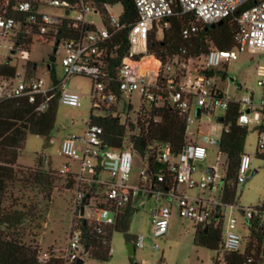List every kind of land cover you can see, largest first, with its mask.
I'll return each instance as SVG.
<instances>
[{
    "label": "built area",
    "instance_id": "obj_1",
    "mask_svg": "<svg viewBox=\"0 0 264 264\" xmlns=\"http://www.w3.org/2000/svg\"><path fill=\"white\" fill-rule=\"evenodd\" d=\"M175 1L180 13L192 18L188 27L182 30L184 39L196 32L197 23L209 26L233 18L236 26L233 46L227 50L213 48L198 55H188L181 50L179 54L163 58L150 53L147 50L148 35L152 31L157 35L169 28L176 15L174 0H131L137 15V21L131 25L122 24L120 15L117 18L105 15L108 5L102 10L95 9L90 0H0V49L12 56L18 49L27 51L26 46L40 39L51 40L53 49L55 43L57 46L60 43L63 49L60 59L63 78L59 82L52 80L46 84L25 72L22 77L0 75V103L25 101L40 114L48 108L57 92V103L78 107L79 95L65 88L70 77L78 75L89 77L93 82L89 95L91 110L101 113L92 115L93 118H116L124 125L126 117L121 120V112L133 110L129 98L136 94L139 99L136 112L150 107L169 108L182 118L185 134L193 121H207L213 117L218 122L223 114L218 116L216 112L224 113L230 104L239 106L238 126L248 125L252 110L258 111L264 122V73H258L257 86L262 92L256 104L251 97L237 100L229 96L227 85L222 88L218 84L225 78L219 68L236 60L237 53L264 52V0ZM87 14L101 17L102 26L97 29L86 21ZM123 30H126L128 48L112 74L105 66L107 58L114 57L119 47L114 40ZM5 63L11 66L5 61L0 62V66ZM128 125L132 127V124ZM221 126V133L228 131V125ZM129 133L127 135L137 134ZM102 136V128L88 119L82 133L67 135L60 146L63 157L76 164L75 171L64 166L59 172L72 183L71 208L75 213L60 256L63 264H75L84 256L81 234L76 229L80 220L93 223L97 234H102L103 229L115 225L125 209L134 212L150 200L153 202L149 209L152 239L166 233L174 203L178 216L195 227L221 220L220 242L214 257L217 264H224L226 255L242 249L239 226L247 230V222L254 219L264 223L263 204L240 211L243 219L239 222L233 216L235 205L221 203L222 166L221 174L215 168H206L199 173L198 179L194 177V162L202 161L206 155L203 146L185 137L184 144L174 154L168 145H159L155 153L159 168L152 173L146 158L139 156L131 144L122 149L110 148ZM203 140L210 142L208 136ZM256 146L259 153H264V126ZM249 165L250 157L243 153L235 176L237 186L245 182ZM133 167L137 170L134 175L131 173ZM164 182L167 188L163 190L159 184ZM180 187L183 190L180 191ZM189 189L206 191L208 197L189 198L186 195ZM81 206L83 215L79 216ZM142 242V236H138L133 245L142 247ZM108 243L109 240L103 237L101 244L107 246L109 255ZM157 248V245L153 246V249Z\"/></svg>",
    "mask_w": 264,
    "mask_h": 264
},
{
    "label": "rangeland",
    "instance_id": "obj_2",
    "mask_svg": "<svg viewBox=\"0 0 264 264\" xmlns=\"http://www.w3.org/2000/svg\"><path fill=\"white\" fill-rule=\"evenodd\" d=\"M105 15L118 17L121 13V5L113 4L105 8ZM101 17L93 14L86 15V21L93 23L99 29L102 26ZM160 32L157 38L160 37ZM27 51L16 50L12 56L6 50L0 49V62H8L15 68L16 75L22 77L23 73L29 74L43 80L49 84L52 80L59 82L62 78L60 59L63 49L59 43L53 53L51 40H36L31 43ZM30 66H32L30 68ZM28 69V70H27ZM225 74L224 80L218 84L220 87L227 85V94L237 100L242 97L252 98L254 104L257 103L262 88L257 86L260 79L258 73H264V52H241L237 53L236 60H230L219 68ZM229 79L233 81L230 82ZM93 82L89 77L72 76L69 80L67 90L74 92L80 97L78 107H66L57 103L55 108L53 128L49 137H39L27 134L23 142V147L19 152L15 164V182L7 189V193L2 202L6 206L13 198L18 204L35 205L36 211L40 214L38 220L26 222L21 227V242L30 243L37 246V260L44 262L49 254L59 257L65 246L70 227L75 220V213H72L71 202L73 190L65 187V177L59 172L64 166H68L71 171L76 170V164L63 157L60 146L64 138L72 133L80 134L85 128V123L89 115H100L101 113L91 110L89 95ZM133 105V110L121 112V120L127 134L138 132L136 121L141 116H145L147 109L136 112L139 99L136 94L129 98ZM222 116V112H216ZM128 124H132L130 127ZM264 122L258 111L252 110L249 114V123L246 125V136L244 138L242 152L250 157L249 170L246 180L235 189V208L233 216L240 222L243 217L242 210L255 208L264 203V160L256 156L257 138ZM222 126L213 118L192 122L188 125L185 137L187 140L201 145L206 150L205 158L202 161L194 162L196 172L194 177L199 178V173L206 168H215L218 174L225 169V160L219 155L218 146L214 140H218L221 135ZM208 136L210 142H204L203 138ZM259 153V152H258ZM43 159L41 168L54 178L53 190L51 192V202L44 200L40 193V188L35 187L23 179L27 172L36 169L37 158ZM224 163V164H223ZM223 164V165H222ZM132 175L137 173L136 168H132ZM179 190H183L182 187ZM186 195L192 199H205L207 192H200L198 189H189ZM10 196V197H9ZM153 202L146 201L143 207L137 208L128 221L126 234L133 240L142 236V247L134 246L132 243L125 244L124 234L112 231L109 236L110 254L106 261H98L84 255L83 264H213L215 251L193 244L195 225L177 214L176 204L171 206V217L166 233L156 239L151 238V222L149 209ZM20 208V206H17ZM238 232L242 237V248L248 240V232L242 227H238ZM34 241H31V236ZM157 245V249L153 246ZM259 258L264 262V241L262 252Z\"/></svg>",
    "mask_w": 264,
    "mask_h": 264
},
{
    "label": "trees",
    "instance_id": "obj_3",
    "mask_svg": "<svg viewBox=\"0 0 264 264\" xmlns=\"http://www.w3.org/2000/svg\"><path fill=\"white\" fill-rule=\"evenodd\" d=\"M95 9L102 10L104 5H121L119 20L122 24L131 25L137 21V15L131 0H90ZM176 15L171 19L170 26L164 30L160 37L154 31L147 38V50L156 57L179 54L185 50L188 55L204 54L210 49L227 50L233 46V36L236 26L233 18H226L218 26L210 28L201 23L196 24V32L188 38L182 37V30L192 21L191 16L181 14L177 2L174 0ZM59 36L57 37V40ZM119 44L114 57L107 58L106 70L115 74V69L126 53L128 43L126 30L120 32L115 38ZM32 66H30L31 68ZM28 70V69H27ZM0 75L14 77L15 68L6 63L0 66ZM54 81V80H53ZM57 105V92L49 102L48 108L43 113H36L34 107L25 101H5L0 103V264H63L61 258L49 254L44 262L37 260V246L21 242V227L32 219L38 220L40 214L36 206L18 204L10 196L8 205L2 202L7 189L15 182V164L27 134L49 137L54 122L55 108ZM239 113L237 104H230L223 113L221 125H228V131L221 133L217 146L219 154L225 159L224 178L221 188V203L235 205V189L237 187L235 176L238 168L239 157L243 154L242 147L246 136V126H238L236 119ZM89 120L103 131V140L107 147L122 149L125 145L131 148L142 158H146L150 172L159 168L155 162V153L159 145H168L172 153H178L185 142V126L182 118L166 107H150L145 116L136 121L138 132L136 136L127 135L125 126L116 118H93ZM256 156L264 160V153L256 152ZM43 159L37 158L36 169L27 172L23 179L29 184L40 188L44 200L51 202L54 178L49 172L41 168ZM65 187H71V181L65 178ZM161 189H166V182L159 184ZM264 205V203H263ZM17 206H20L18 208ZM219 210V209H218ZM242 211L241 208H239ZM130 208L125 209L118 217L112 228L103 229L102 234H97L93 223L80 220L76 229L81 234V244L89 258L106 261L107 246L101 244L103 237L109 240L112 231L124 234L125 244L134 242L127 234V225L131 214ZM216 217H219L216 214ZM220 219V218H219ZM248 240L243 248L236 253L224 257V264H264L259 258L264 241V223L257 219L247 222ZM221 220L203 227L196 226L193 244L215 251L220 242ZM34 241V234L30 235ZM213 264H217L213 260Z\"/></svg>",
    "mask_w": 264,
    "mask_h": 264
},
{
    "label": "water",
    "instance_id": "obj_4",
    "mask_svg": "<svg viewBox=\"0 0 264 264\" xmlns=\"http://www.w3.org/2000/svg\"><path fill=\"white\" fill-rule=\"evenodd\" d=\"M222 23V21H219V22H217V23H215V24H211V25H209V27L210 28H213V27H215V26H218V25H220ZM57 46V43H55L54 44V49H53V53L55 52V47ZM220 76H222V73H220ZM229 81L230 82H232L233 80L232 79H229ZM68 87V85L66 84L65 85V88H67ZM198 113V111H196V114ZM218 122L220 123V122H222V118H218ZM218 143V140H214V144H217ZM207 172H210V169H207L206 170ZM83 215V207L81 206L80 207V209H79V216H82ZM85 252H86V250H85V248H83V254L85 255ZM75 264H82V260H77L76 262H75Z\"/></svg>",
    "mask_w": 264,
    "mask_h": 264
}]
</instances>
